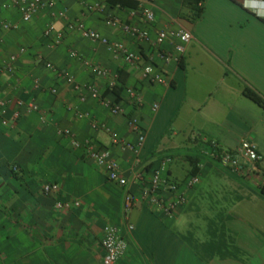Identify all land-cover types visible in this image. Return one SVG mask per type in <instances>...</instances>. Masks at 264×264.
<instances>
[{
    "label": "crops",
    "instance_id": "obj_1",
    "mask_svg": "<svg viewBox=\"0 0 264 264\" xmlns=\"http://www.w3.org/2000/svg\"><path fill=\"white\" fill-rule=\"evenodd\" d=\"M129 1L138 6L142 0ZM92 3L63 0L30 22H23L11 6L0 8V96L12 101L4 116L7 125L0 116V264H102L100 242L106 226L115 227L127 245L115 264H264V106L243 95L249 90L264 105V8L253 0H155V19L145 24L139 16L131 18L130 9L108 1L107 13L147 30L153 39L163 29L183 27L192 33L180 62L163 64L147 44L107 27L103 15L89 11ZM3 4L6 0H0ZM196 5L202 9L198 17ZM57 12L65 17H55ZM76 20L121 42L141 57L140 63L126 65L101 44L68 32L66 23ZM1 23L14 28L5 31ZM48 25L63 34L59 44L44 36ZM171 46L166 41L161 48L171 51ZM11 54L18 57L9 74L2 65ZM150 61L168 84L141 79V67ZM44 62L82 85H94L122 113L111 115L86 92L80 102V94L46 70ZM86 63L107 70L108 77L98 78ZM111 79L122 87L119 100L107 88ZM127 89L137 93L140 103L128 98ZM17 100L32 102L39 111L21 108L13 120ZM77 113L86 116L78 118ZM132 119L138 122L137 132L129 126ZM58 128L107 150L127 187L108 181L82 147H72L57 134ZM111 133L130 144L143 136L139 153L113 144ZM196 140L214 141L227 151L248 140L262 159L241 160V170L234 173L208 157L210 149L199 147ZM170 156L175 158L168 165L169 178L183 179L185 156L199 158L200 174L194 187H184L188 178L181 184L186 203L168 218L139 198L152 171ZM12 167L19 177L12 176ZM140 171L141 180L135 178ZM45 184H57L58 193L45 196ZM126 193L139 199L129 211L124 209ZM69 200L80 202L79 208H55L57 201ZM210 200L215 204L212 217L209 210L201 215V205Z\"/></svg>",
    "mask_w": 264,
    "mask_h": 264
},
{
    "label": "built area",
    "instance_id": "obj_2",
    "mask_svg": "<svg viewBox=\"0 0 264 264\" xmlns=\"http://www.w3.org/2000/svg\"><path fill=\"white\" fill-rule=\"evenodd\" d=\"M62 1L63 0H6V4L1 5L0 8L11 6L19 12L23 22H30L40 11L54 8L56 4L62 3ZM108 1L109 0H93V3L88 7V9L89 11L103 15L104 23L107 27L119 29L123 34L127 35L134 41L140 44H147L151 50L156 51V58L159 62H162L163 64H167L169 62H175L178 64L180 62L185 53L186 46L193 40V35L191 32L183 27H177L176 29H163L158 31L155 38L153 39L147 30L135 25L124 23L120 21L119 18L107 13L105 10V5L108 3ZM242 1L246 3L247 0ZM253 1L257 7L264 8V0ZM154 3L155 0H142L137 8L130 10V17L136 18V16H139L145 24H151L155 19L154 12L151 8ZM253 8L256 10L255 6ZM54 16L58 18H64L65 13L57 12L54 14ZM1 27L5 31H9L14 28L10 24L4 23H1ZM65 28L68 32L76 33L87 41L101 44L107 49L108 52L114 56L120 57L123 63L126 65H138L141 61V57L129 51L121 42L108 40L95 30L87 27L82 21L76 20L68 22L66 23ZM44 36L47 38L53 36L54 44H59L62 40L63 34L56 31L53 25H48L44 30ZM166 41L172 42L171 51H166L161 48V46ZM23 52V50H20L19 53ZM17 57V54H11L3 62L2 66L5 72L9 74L13 72ZM70 57L77 58V54L70 53ZM85 65L98 78L108 77L109 75V72L103 68L92 66L89 63H86ZM44 67L58 78L63 79L72 88V90L79 93L80 102L85 101V96L81 93L86 92L91 100L98 102L102 107L106 108L111 115L115 116L122 113V107L118 103L102 97L94 85H82L76 82L72 75L58 70L50 62H44ZM140 77L142 80L151 84H168L164 73L160 70H157L151 61L141 67ZM37 84L38 83H36V85ZM115 85L116 80L111 79L107 84V88L112 90ZM50 91L53 94L56 92L55 89H51ZM126 94L128 98L134 100L136 103H140V98H138L137 93L133 89H127ZM10 104H12L11 100L2 98L0 96V116L1 124L3 126L8 124L4 116ZM13 104H15L18 108V111L13 113V120H17L19 118V109L21 108L25 109L27 113L39 111V107L32 102L24 104V102L21 100H17L16 102H13ZM157 107V105H154L153 110H156ZM76 115L78 118H84L86 116L80 113H77ZM129 126L134 132L138 131V122L135 119H132L129 122ZM56 131L59 136L69 139L72 147H82L85 150L89 160H91L105 173L108 181L123 188L127 187L128 181L122 174L119 164L111 157L107 150L98 148L96 145L90 142V140L80 142L68 129L58 128ZM111 139L113 144H120L123 149L129 150L135 155L139 153L144 142V138L141 135H138L135 144L120 142L118 135L115 133H111ZM200 143L204 146L208 143L207 148L210 150L206 153V155L219 164V166L222 168L228 169L234 173L241 170V160L249 163H256L262 159L255 145L248 140H241L239 146L231 151L222 150L214 141L202 140ZM169 163L170 157H167L156 169L152 171L149 185L148 187L142 189L139 199L140 202L145 206L154 208L164 216L171 218L181 206L185 205L186 198L181 192L180 186L166 181L164 174L168 169ZM142 172L143 171L136 173L135 178L141 180ZM198 182V176H194L190 177L183 185L185 188L190 189L197 185ZM58 191L59 186L57 184H45L42 187V193L45 196L58 193ZM138 200L130 193H126L124 197L125 211H129ZM79 206L80 202L76 200L57 201L55 203V208L59 211H66L71 208H79ZM130 229H132V227H130ZM100 245L103 251L102 264H115L124 256L127 248L125 241L119 238L118 231L113 226H106L104 228Z\"/></svg>",
    "mask_w": 264,
    "mask_h": 264
},
{
    "label": "trees",
    "instance_id": "obj_3",
    "mask_svg": "<svg viewBox=\"0 0 264 264\" xmlns=\"http://www.w3.org/2000/svg\"><path fill=\"white\" fill-rule=\"evenodd\" d=\"M109 5L113 6V7L119 6L121 8H127V9L131 10V9L136 8L137 3L131 2L129 0H109ZM201 12H202V9H200V7L198 5H196V11H195L196 17H198ZM121 90H122V87L118 86L117 84L114 86V88H112V90H110L115 95L116 100L120 99ZM243 95L246 98H248L249 100H251L253 103L257 104L258 106H261V107L264 106L262 100L257 95H255L253 92H251L249 90H244ZM199 142H202V140L197 141V144L199 147H202V148L204 147V149L207 148L206 146L208 145V143L204 146L203 144H201ZM174 158H175L174 156L173 157L170 156V163L169 164H171V162L174 160ZM182 159H183V162L186 164V172L184 173L183 179L176 180L175 178H173V179L169 178L170 171H168V170L166 171L167 172L166 177H165L166 181L174 183L177 186H181V184L185 181V179H187V178L189 179L190 177L198 176L200 174L199 158H197L195 156H185ZM147 170H148V168H146V171ZM10 171H11V174L13 177H15V178L19 177L18 173H16V172H18L16 167L10 168ZM262 191L264 193V187L262 188ZM220 236L222 237V239H224L225 237H227L226 232L225 233H224V231L221 232ZM214 243L217 245V243H219V242L215 241ZM194 249L198 254H201V251H200L201 249L199 247H194Z\"/></svg>",
    "mask_w": 264,
    "mask_h": 264
},
{
    "label": "rangeland",
    "instance_id": "obj_4",
    "mask_svg": "<svg viewBox=\"0 0 264 264\" xmlns=\"http://www.w3.org/2000/svg\"><path fill=\"white\" fill-rule=\"evenodd\" d=\"M209 203H203V205H201V215H203V216H205L204 214L206 213V210L208 211L209 210V212H210V217H212V215H213V213H214V211H215V204L210 200V201H208ZM217 205V204H216ZM204 207V208H203ZM209 217V218H210ZM211 219V218H210ZM198 221L199 222H203L201 219H198ZM179 228H181V225L180 226H178ZM200 227V226H199ZM204 227H205V225H203V226H201L200 228H201V232H204L205 231V229H204Z\"/></svg>",
    "mask_w": 264,
    "mask_h": 264
}]
</instances>
